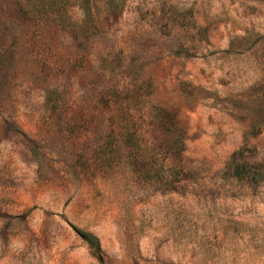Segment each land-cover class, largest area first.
<instances>
[{
    "label": "rangeland",
    "instance_id": "rangeland-1",
    "mask_svg": "<svg viewBox=\"0 0 264 264\" xmlns=\"http://www.w3.org/2000/svg\"><path fill=\"white\" fill-rule=\"evenodd\" d=\"M84 1L0 0V264H264V0Z\"/></svg>",
    "mask_w": 264,
    "mask_h": 264
},
{
    "label": "trees",
    "instance_id": "trees-1",
    "mask_svg": "<svg viewBox=\"0 0 264 264\" xmlns=\"http://www.w3.org/2000/svg\"><path fill=\"white\" fill-rule=\"evenodd\" d=\"M79 5L86 13V15L89 14V6L87 1L80 0ZM162 119L163 118L160 117L155 120H157L158 124H160L163 123ZM152 123L155 124V121L152 120ZM141 132L142 131L139 129H135L134 131H126L122 140L123 145L130 149L132 145L131 142L137 141V144H139V142H141L142 140L146 142V140L144 139L145 137ZM182 141L183 140L180 138V134L179 137L176 136L174 138V136H172V143H169L166 146V148L169 150V156H167L165 160L166 162H158V167L155 170L157 176H176L179 171H181L180 162L181 152L183 150ZM236 156L237 153H234V161L232 166L233 173L236 176H240L242 173V175H249L251 172L252 174H250V176H253L255 173H257L255 172V170L251 171V166L248 165L247 162H240V158H237ZM74 230L84 241H86L89 247L93 250V254L101 260V245L97 236L82 228L74 227Z\"/></svg>",
    "mask_w": 264,
    "mask_h": 264
}]
</instances>
